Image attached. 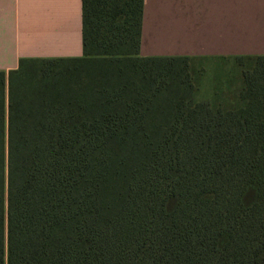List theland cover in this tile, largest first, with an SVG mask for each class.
<instances>
[{
  "label": "trees",
  "instance_id": "obj_1",
  "mask_svg": "<svg viewBox=\"0 0 264 264\" xmlns=\"http://www.w3.org/2000/svg\"><path fill=\"white\" fill-rule=\"evenodd\" d=\"M143 7L82 0L81 57L0 70V264H264V56L202 94Z\"/></svg>",
  "mask_w": 264,
  "mask_h": 264
},
{
  "label": "crops",
  "instance_id": "obj_2",
  "mask_svg": "<svg viewBox=\"0 0 264 264\" xmlns=\"http://www.w3.org/2000/svg\"><path fill=\"white\" fill-rule=\"evenodd\" d=\"M82 55V0H0L1 71ZM140 55L264 56V0H144Z\"/></svg>",
  "mask_w": 264,
  "mask_h": 264
},
{
  "label": "rangeland",
  "instance_id": "obj_3",
  "mask_svg": "<svg viewBox=\"0 0 264 264\" xmlns=\"http://www.w3.org/2000/svg\"><path fill=\"white\" fill-rule=\"evenodd\" d=\"M191 74L203 93L217 87L236 91L241 88V77L248 70V61L200 58L192 63Z\"/></svg>",
  "mask_w": 264,
  "mask_h": 264
}]
</instances>
